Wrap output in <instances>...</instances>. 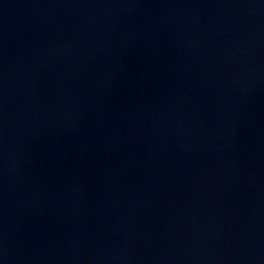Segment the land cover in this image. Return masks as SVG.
Returning a JSON list of instances; mask_svg holds the SVG:
<instances>
[{
	"label": "water",
	"instance_id": "1",
	"mask_svg": "<svg viewBox=\"0 0 264 264\" xmlns=\"http://www.w3.org/2000/svg\"><path fill=\"white\" fill-rule=\"evenodd\" d=\"M0 264H264V0H0Z\"/></svg>",
	"mask_w": 264,
	"mask_h": 264
}]
</instances>
